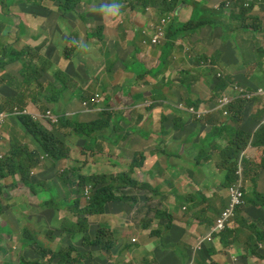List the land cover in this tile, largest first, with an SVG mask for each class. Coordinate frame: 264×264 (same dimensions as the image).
Returning a JSON list of instances; mask_svg holds the SVG:
<instances>
[{"label":"crops","instance_id":"crops-1","mask_svg":"<svg viewBox=\"0 0 264 264\" xmlns=\"http://www.w3.org/2000/svg\"><path fill=\"white\" fill-rule=\"evenodd\" d=\"M203 2L204 5L201 6V10H195V3ZM113 3L118 2L113 0ZM221 3H225V0H179L173 20L167 26V31L169 28L172 29L168 44L166 43L167 49L166 52L164 50L163 54V51H160L158 47L159 53L156 62L164 64V72L168 77H175L178 74L188 72L190 77L186 84L175 83L179 92L177 103L168 102L170 87L166 82H163L160 86L156 83H147V85L138 83V81H149V79L154 81L163 75L162 70L157 68L158 66L152 69L147 68L156 55L157 47L149 44L144 38L147 34L150 38L153 35L154 29H149L148 26L154 28L158 24L155 16L156 9L143 10L142 7L140 9V6H138L135 12L132 14L127 13L123 17L124 21L122 23L124 25L118 27L114 46L118 44L122 50H127L129 43L137 41L138 46L133 48L131 54L132 59L137 61V66H139L136 70L133 69L135 65L129 68L124 63L121 64L123 69H119L117 65L120 62V56L111 54L112 57H105L110 56L106 46L110 42L111 34L110 28L105 24H100L99 27L93 26V30H82V28H74V26L69 29L68 23L63 20L67 18L63 17L60 12L62 19H58L56 22L48 18H51L50 12L55 13L57 11L51 10L47 6H33L31 9L34 14L31 24L36 26L38 31L31 36L32 39H29L28 46L32 45L31 50L38 56L53 61L54 50L57 51L54 44L61 46L64 40L67 41L62 45L63 48L69 49L73 43L77 48L75 55L79 50H82L87 56L85 62L80 63L78 61L76 63L74 61L75 55L71 60H65L63 56L59 55V71L57 72L68 74L72 81H68V83H73V85L78 83V86L73 89L69 87L61 92L57 91L54 93V101L50 103L63 108L74 107L77 95L82 92L85 93L86 87L92 83L96 84L98 90L105 89L109 84L108 91H104L106 96H111L109 91L117 84H119L120 91H126L129 89L130 84L135 83V88L146 90L145 95L147 98H152V93L158 95L161 92L164 93L163 97L166 98V101H148L149 107L146 109L139 107L130 95L122 93L123 98L115 99L113 102L119 104L124 102V106L127 108L134 105V112L124 115L120 111L122 107L115 104L117 110L113 113L109 126L102 129L105 131L100 132L99 136L95 133V144L91 141L86 143L84 142L85 138L81 137L78 140L79 132L74 133L75 136L70 138L73 143L71 149L82 150L81 146H84L83 144L94 149H98V143H101L102 147L105 145L110 155L107 162L112 164L121 162L122 169L119 170L124 169L129 158L132 159L137 154H144L145 156L144 164L137 167L132 176L149 184L146 192L139 195L144 210V214H141L143 216L148 214L149 218L153 219L155 229H158L157 231L161 233L155 231V235L150 237L141 235L136 238L139 241V245L136 243L138 254L132 260H129L130 258L125 259L131 261V264H150L153 261H156L157 264H182L195 254L197 255L195 264H264V245H261L258 249L259 254L254 255L238 241L225 244L223 242L224 235L228 237V240L235 237L233 232L228 229L221 235L214 234L210 238H205L216 218L229 203L228 186H226L227 167L222 165L220 156V151L225 148L227 141L220 134L226 133V126L232 129H245L251 134H256L264 126V115L261 116V120L254 118V115L264 108V102L261 104L254 101L248 102L245 113L242 114L243 118L238 115L233 118L232 116L228 117L229 113L226 111L221 115L218 112L219 110L208 111L202 116H190L183 104L187 100H192L193 102H200L198 109L210 110L214 108V102H208V97L212 92L211 88L216 83L211 85L209 83L210 76L204 75L203 72H194V68L191 70L185 68V64L191 59L193 60V67L200 68L203 66L196 65L192 54V48H195L197 54L202 55L198 53V50L203 48L202 42L196 38L194 32L207 27L213 33L212 40L214 41L216 38L221 37L219 33L216 34L220 27L222 28L220 20L224 19L229 24L237 22L233 14H240L241 7L235 6L221 11L218 9V5ZM118 4L116 14L120 16L121 6L120 3ZM96 6L99 7L98 4ZM81 16L77 20H71L80 22L81 19L86 22L87 17L82 18ZM102 16H104V19L106 18L105 13ZM191 19L197 22L201 21L203 25L200 28L182 32L180 26ZM112 20L114 21L116 18ZM108 22L112 23L109 19ZM211 24L218 30L212 31ZM125 25L136 26V29L133 28L128 31ZM47 28H53L52 35L54 36L50 37L49 41L45 37L50 31ZM69 30L73 32L71 33ZM57 36L60 38V43L56 41ZM176 36L191 44L189 58L182 57L177 61L180 66L184 65L183 70L179 73L174 72V66L172 65V62L183 50L182 48L175 49L173 38ZM45 49H49L46 56L42 53ZM136 49L141 50L137 52ZM141 55L145 56L143 60L140 59ZM78 57L80 55L76 56V58ZM94 60H98V62ZM121 77H123L122 83L119 81ZM83 85H85L84 91L81 89ZM194 85L199 87L196 94L192 92ZM57 88L62 89V85L57 84ZM89 105H91L90 99L86 102L80 100L76 108H71L68 111L72 116L71 119L81 123L97 120L100 115L96 118L88 117L93 115L87 112V110H91V108H88ZM28 108L36 111L38 105L31 102ZM55 112L62 117L65 110L59 109ZM82 119L89 120L83 121ZM38 123L43 130L52 131V128L49 129L45 125L50 124L48 121L40 120ZM111 123L114 124L117 132H109ZM213 127L216 128L217 134L212 138ZM11 136L7 138L11 140ZM93 136L94 133L90 134L88 138L92 139ZM262 139L260 145H249L243 151L245 153L243 157L245 158L244 183L249 191L247 195L255 190L264 194V138ZM213 140H215V146ZM93 148H89V150L94 152ZM94 153L98 155L99 151ZM113 154L122 157V160L112 157ZM130 155L133 156L128 157ZM100 164L101 162H97L94 157L85 164V167H87L88 173L92 174V172H96ZM138 168L142 169L140 176L138 175L139 172L136 174ZM13 182L21 183L22 189L28 188L20 181L18 176L0 180V264H18L22 257L26 260L41 258L33 248L32 243H39L45 248L53 247L52 237L47 238L45 230L49 229L48 233L50 232L52 222H55L52 219L56 215L61 218V212L66 210L65 208L69 203L64 201L66 204L63 206L64 202H60L53 196V194H57L54 187L44 188L43 183L35 181L42 188L37 194L30 191V195L36 198H14L12 196L15 191ZM7 184L9 186H6ZM28 189L30 190V188ZM245 199V208L236 215L232 226L238 227L237 221L243 217L246 219L245 221L264 234V207L249 204V198ZM51 201L56 202L58 210L49 207ZM107 209L106 213L99 214L101 220L99 225L106 228L111 227L110 225L117 219L118 215L133 211L128 206L118 209L116 204H108ZM161 212H163V215ZM169 218L172 221H169ZM91 228L94 229L97 226H91ZM151 229L143 230L149 231ZM121 230L122 227L119 225L116 230L119 236L116 237L113 248L111 251H107L110 253L104 259H101V256L97 254L99 253L97 248L84 247L81 237L70 238L64 235L60 238L57 247L64 246L67 241H70L78 244V250L80 251L93 250L96 252L94 257L87 260L85 264H117L120 261L124 262V259H120V257L124 258L126 239L124 233L120 234ZM28 232H32L35 239H30L26 234ZM229 232L231 235H229ZM240 232L245 238H248L249 235H255L251 229L248 232H245V230L243 232L240 229ZM142 241L144 242L142 243ZM183 254L188 258L185 259ZM55 264H61L59 259L55 260Z\"/></svg>","mask_w":264,"mask_h":264},{"label":"trees","instance_id":"trees-1","mask_svg":"<svg viewBox=\"0 0 264 264\" xmlns=\"http://www.w3.org/2000/svg\"><path fill=\"white\" fill-rule=\"evenodd\" d=\"M59 2V9L65 10L67 12H74L79 6L83 3V0H54ZM120 3V11L128 12L129 14L136 11L138 6L142 7L143 10H147L148 8L156 9L155 16L156 20H158V26H161V21L165 20L168 23L173 20V15L175 10H177V6L179 0H115ZM203 3H195V10H201V6ZM254 2L251 3L252 7ZM250 9L244 6V3L241 5L240 14L234 13V17L236 19V23H238V28L236 30H232L231 33L234 37H236V32L239 30L249 32H256L254 34L249 33L250 36L253 35V43L255 46L252 52L249 49L244 50L240 43L235 40L236 47L238 46V51L240 53V65H249L251 63H256V72L250 75V80L255 83L262 81L264 79V28L261 23L256 24V31L250 27L249 18L253 20L252 17L255 16H247L250 13ZM84 17L83 15L81 16ZM258 19V17H255ZM64 20V19H63ZM233 24V23H232ZM203 23L197 22L194 19H191L189 22L184 23L180 26V30L182 32L191 31L197 28H200ZM259 25V26H258ZM19 34L24 33L25 28L20 24L18 26ZM167 32V44L168 38L172 32V29L169 28ZM259 39V40H258ZM150 43V40L147 41ZM17 44V43H16ZM137 43H135V47H137ZM253 46V48H254ZM262 49V52L260 50ZM141 49H136L139 52ZM166 52V51H165ZM68 53V52H67ZM164 54V51H163ZM192 54L194 56V61L197 66H202L205 64H211L210 73L217 77L218 83L215 84L211 90L213 93L222 98L225 96L226 91L231 84H237L230 76L222 74L220 71V66H217L218 60L221 58L222 53H214V57H203V55H198L195 48H192ZM232 56H234L233 51L231 52ZM21 63L20 75L22 79H19L17 76L12 75L9 72L4 73L0 77V86L3 88L1 92H3L5 99L3 102V106H0V112L3 110L12 111L14 108H17L19 111H22L26 108L30 101L38 106H43L42 98L45 97L46 102L54 101V93L57 91L61 92L66 90L67 88H75L78 86V83H68L71 81V77L68 74L61 72H54L52 79H47L48 82L41 83L38 82V76L41 74L42 70L48 71V68H51V61L41 58L38 56L29 46H24L23 48H18L13 46L12 44L0 43V68L6 67L7 65H11L14 63ZM183 78L181 80L182 84H186L189 78V72L186 74H182ZM56 82L62 85V89H58ZM72 82V81H71ZM209 83L213 85L209 79ZM33 86H35L33 88ZM256 86V84H255ZM254 88L250 86L248 89L252 88L256 89L258 86ZM91 87L95 90L96 84L92 83ZM12 89L15 92L9 93L8 90ZM105 89L102 88L100 93L104 95ZM105 96V104L107 106V111H103L101 115L95 121L92 122H77L74 120H68L65 117H61L59 124L53 126V131H45L40 127V124L33 120L31 115L25 113H19L17 115L18 121L21 126L24 128L26 133L31 135V137L37 142H33L30 139L31 143L34 144L35 148L31 147L29 143L23 142L20 139L16 132L11 136V140L9 142V148L3 155L0 157V179H8L15 178L19 176L20 181L24 183V185L30 188V191L34 194H37L42 190L39 184H36L31 179L32 169L37 167L38 162L42 155H47V157H53L57 161H61L63 159H70V151L72 146L71 136H75L74 133L79 132V135H87L94 133L92 138V142L95 138V133L98 130L104 129L109 126V121L111 120L113 111H111L110 97ZM152 99L160 96L159 94L152 93ZM218 97V98H219ZM221 98V99H222ZM89 99V97H84V100ZM239 99L238 101H241ZM247 101V100H246ZM213 102V100L209 101ZM200 102H193L192 100H187L184 104L186 108L189 109H198ZM244 105H238L237 103L230 102L229 105L224 104L220 112L222 115L225 110L230 113L236 114H244L245 108ZM232 116L233 117H235ZM264 115V108H262L258 113L254 115V118L257 120H261V116ZM225 134L223 135L224 139L227 141V145L223 150L220 151L222 165H226V186L232 185L237 180L236 170L237 164L241 157L242 151L248 147L249 145H260L262 142V138H264V126L260 128V130L256 134H251L247 132L245 129H232L226 126ZM26 133L25 136H26ZM216 128L213 127V134H211L212 138L216 135ZM85 142V141H84ZM81 146L82 151H88L89 147L86 144ZM215 146V144H213ZM45 153V154H44ZM145 156L144 154L135 155L129 164L127 170H121L118 172H94L92 174H87L82 171V167L78 165L71 166L70 169L74 172V175L70 178L69 172L65 171L61 173L60 180L62 181L65 190L68 192V195L71 193L72 180L74 176L78 177L77 188L79 194L85 187L90 184V196L88 203L84 206H80V198H76L75 205L72 208L74 211V215L78 218L76 220L73 219L74 215L67 216L65 215L61 224H60V234L67 235L70 238H82V245L84 247H95L97 248V252L100 251H111L116 241V231L115 233L109 228H94L92 229L87 224V216L91 217L94 215L104 214L108 211V204H116L118 209H121L123 206H128L130 210L134 208L138 209L140 213L144 214L143 207L141 206L142 201L139 200V195L143 192H146V188H148L149 184L139 181L134 178L132 174L134 173L137 167H141L144 164ZM84 167V166H83ZM1 191V184H0ZM3 194V192H1ZM53 196H57V194H53ZM194 197V196H193ZM246 198H249V204H253L259 207H264V194L258 191H254L249 195H246ZM139 204V206H137ZM241 212V210H240ZM163 215V212H161ZM148 215V214H147ZM240 217V216H239ZM229 222L226 229L233 232L234 238H229L226 235L223 236V242L225 244L231 243L233 241H238L243 244L246 250L251 251L254 255H258V249L261 245H264V234L258 231L255 226L249 224L246 219L242 217L238 223V227H233L232 223ZM169 221H172L169 218ZM235 221V220H234ZM246 224V225H245ZM255 224V223H254ZM167 226V225H166ZM239 228V231H238ZM240 229L248 232L249 229L252 230L253 235H249L248 238H245L243 234L240 232ZM92 232V234H91ZM161 233L160 231H157ZM225 232V231H224ZM223 233V232H222ZM221 233V234H222ZM30 239H35L32 232L26 233ZM162 236V234H160ZM33 247L37 250L38 248L42 249V253H39L42 259H34L27 260L28 264H55V260L59 259L61 264H85L87 260H90L94 257L95 251L93 250H78V247L70 244L68 246H59L55 250L48 249L42 247L38 243H32ZM47 250L48 252L44 253ZM21 260L25 261L24 258ZM118 264V263H117ZM150 264H157L156 261Z\"/></svg>","mask_w":264,"mask_h":264},{"label":"rangeland","instance_id":"rangeland-1","mask_svg":"<svg viewBox=\"0 0 264 264\" xmlns=\"http://www.w3.org/2000/svg\"><path fill=\"white\" fill-rule=\"evenodd\" d=\"M244 3V6L246 8L250 9V13H248V16H255L258 17V19H256L255 17H252L253 20H251V17L249 18V24L250 27H252L255 31V27L256 25H254V23L259 24L261 23L262 27L264 28V0H242ZM59 2L60 1H54V0H0V43H7V44H12L15 47L23 48L24 46H28V41L29 39H32L31 36L35 35L38 31V28L36 26H33L31 24V22L33 21V12H32V7L33 6H47L49 9L51 8V10L57 11L55 13L50 12V17L48 18L49 20H55L57 22L58 19H62L61 14L63 15V17H66L67 19H64L65 23H68L69 25V29H71L73 26L78 27V28H82V30H93L95 26H100V24H105L106 26H108L110 28L111 34H110V42L108 44V46H106V50L108 52V55L110 56H105L106 58L108 57H112L111 54L113 56H120V62L117 65V67L119 69H123L121 64L124 63L126 64V66H128L129 68L133 65H135L133 67L134 70H136L139 66H137V61H135L134 59H132V51L133 48H135V43H137V41L133 42V43H129L128 44V49L127 50H122L118 44H116L114 46V43L116 41V34L118 33V27L120 25H124V23H122L124 21L123 17L127 15L128 12H121L120 11V16H118L116 13L118 12V3H113V0H83V3L79 6V8H77L73 13L72 12H67L65 10L59 9ZM254 2V5L252 7L251 3ZM99 5V7L97 8L96 4ZM83 5V6H82ZM111 5L113 7V12L109 13V12H105L103 9L106 8V6ZM141 9V7H140ZM218 9H220L221 11L224 10V4H219L218 5ZM61 14H60V13ZM146 12V11H144ZM105 13L106 18L104 19V16H102V14ZM132 14V13H131ZM83 15L85 18L87 17V21L84 22L80 19V22H73V20L71 19H75L77 20L79 18V16ZM23 17V18H21ZM116 18V20H112ZM108 19L112 21V23L108 22ZM233 19V18H231ZM220 24H222V28L220 27L219 31H217L218 29H216V27H214L213 24H211V30L212 31H217L216 34H220V38H216L214 41L213 39V33L210 31L209 28L205 27L203 29H199L196 32H194V34L196 35V38L199 39L202 42L203 48L198 50V53L202 54L203 57H214V53H222L221 58L218 60L217 62V66H220V71L222 74L228 75L230 76L237 84H231V87L228 88V90L226 91V95L231 97L232 99V103H237L238 105H244L247 106L248 102H256V103H263L264 102V95H259L253 99L248 97V92L252 91V88L249 90L248 88L250 86H252L254 88V84H256V86L259 87H264V79L262 81H259L258 83L253 84V82L250 80V75L253 74L254 72H256V63H251L249 65H241V67H239L240 65V53L238 51V46L236 47L235 45V40L237 42L240 43V46L244 49L247 50L249 49L250 52L253 51V49H255V46L252 45L253 43V35L250 36L249 33L254 34L256 32L253 31H249V32H245L242 30H239L236 32V37H234L231 33L232 30H236L238 28V23H233V24H229L227 23L224 19L220 20ZM22 25L23 28H25L24 33L19 34V29L18 26ZM143 24V23H141ZM209 24V23H208ZM207 25V24H206ZM94 26V27H93ZM126 29L128 31H131L133 28L136 29L135 27H131L129 25H125ZM259 26V25H258ZM149 29H155L148 26ZM209 27V26H208ZM160 28L163 30V34L160 36V39L158 41L157 44L153 45L156 48V55L154 57L153 60L150 61L149 66H147L148 69H152V68H160L163 72V75L161 77H159L157 80H151L149 79V81H138L139 84H144L147 85L150 83H156L159 86L163 83L166 82L168 84V86L170 87V91L168 92V102H176L179 100V92L176 89L175 83H179L181 82L183 75L182 74H178L175 77H168L166 75V73L164 72V64H158V62H156V58L158 56L159 50L160 51H166L167 46V32L164 30L166 29V24L162 22ZM48 30H50L47 34H46V40H50L52 38V31L53 28H47ZM99 29V28H98ZM74 30V29H73ZM71 33L73 31L69 30ZM155 31H159L158 29L154 30ZM97 34V31L95 32ZM189 35V34H188ZM62 36V35H61ZM154 36V35H153ZM51 37V38H50ZM146 41L150 40L149 34H147L145 36ZM64 40V39H63ZM259 40V39H258ZM56 41L58 43H60V38L59 36L56 37ZM67 40H64V42H66ZM53 42V41H50ZM63 42V44H64ZM17 43V44H16ZM62 44V45H63ZM173 44L175 45V49H179L182 48L183 50L181 51L180 55L172 62V65L174 66V72L179 73V71H182L184 68V65L180 66L177 61L179 59H181L182 57H187L189 58L190 54H191V44L189 42H185L183 41V39L179 36H176L173 38ZM57 51L54 50V56H53V61H51V68H48V71L42 70L43 73L39 74L38 76V82L41 83H45L48 82L47 79H52L53 78V73L59 71V67H58V61H59V55L65 58V60H71V58L74 57L75 53L77 52V48L76 46L72 43L69 47V49L63 48L62 45L58 46L56 44H54ZM37 46V45H36ZM48 46V45H46ZM254 46V48H253ZM159 47V50H158ZM32 48V45L29 46V49ZM49 49H45L42 53L46 56L47 55V51ZM233 50L234 56H232L231 52ZM68 52V53H67ZM260 52H262V49L260 50ZM264 54V53H263ZM78 58H76V56H79ZM176 55V54H174ZM143 57L145 56H140V59L143 60ZM240 57V58H239ZM87 59V56L84 52H82V50H79L78 53L75 55L74 61L76 63H78V61H80V63L85 62ZM95 62H98V60H94ZM100 61V60H99ZM154 63V64H152ZM162 63V62H161ZM152 64V65H151ZM186 67L185 68H189L190 70L192 68H194V72L197 73H201L203 72L204 75L210 76V80L212 83H218L217 81V77L213 74L210 73L212 67L211 64H205L200 68H195L193 67V60L189 59L188 62L185 64ZM85 68V66H83ZM82 68V67H81ZM20 69H21V63H14L11 65H7L6 67L0 68V77L6 73L9 72L12 75H17L18 77H20L22 79V76L20 75ZM154 71V70H153ZM185 72V71H183ZM190 78V77H189ZM120 83L123 82V77L120 78ZM58 83V82H57ZM60 84V83H58ZM109 85V84H108ZM108 85L105 88V91H108ZM255 86V87H256ZM84 87L85 85H83V87L81 88L84 91ZM6 88V87H3ZM3 88H1L0 86V106H3V92H1V90H3ZM160 88V87H159ZM8 90L9 93H14L15 91L12 89H5ZM145 91L146 90H141L140 88H135V83H132L129 85V89H127L126 91H120L119 90V84H117L114 88L110 89L109 94H111V101L110 104L112 107L117 109V105L121 106L122 109L120 110L122 114L126 115V114H130L132 112H134V105L131 106V108H127L124 105V102L122 103H115L113 102V100L115 99H122V93H126L128 94V96L130 95L132 100L135 101V103H137V105H139V107L141 108H146L148 109L149 107V103L148 101L150 100H160V101H166V98L163 97L164 93L161 92L158 97H155L154 99L152 98H147L145 95ZM199 91V87L198 85H194L192 87V92L193 93H197ZM94 92V88L89 87L85 93H79L77 95L76 100L74 101V107H70V108H63V107H59V106H55V104L52 103H47L44 99H42V104L43 106H39L38 108L40 110H45V109H52L53 111L55 110H66L70 111L71 108H76L77 104L80 102V100H82L84 97H86L89 93ZM105 96L103 94H101L99 96V103L96 106V108L93 111H90V113H92V116H88V117H97L100 115V112L102 109L105 108ZM219 96L215 95L213 93V91L209 94L208 97V102L213 100V102L216 103V100ZM239 99H242L241 101H238ZM255 99V100H254ZM247 100V101H246ZM97 104V102L94 100V103H92L91 105H89L88 107H94ZM80 106L82 107V105L80 104ZM221 108L223 107V105L220 106ZM246 108V107H245ZM205 109H200V112L204 111ZM116 112V111H115ZM8 116L5 119V122L0 126V132H1V139H0V157L1 154H3L4 152H6L9 148V139L7 138L10 135H13L14 132L18 133L19 136L22 137L23 133L26 131L24 130V128L21 126V124L18 121V118L16 116L15 113H9V112H5ZM67 114V113H66ZM188 115L193 116L194 112L189 109V111L187 112ZM234 113H230L229 112V116H234ZM239 117L243 118V115H240L239 113L236 114ZM83 121L85 120H89V119H82ZM47 126V128L51 129L54 125H50V124H45ZM57 125V124H55ZM105 130H100L97 133V135H100V132H103ZM109 132H117L115 126L113 123L110 124V128H109ZM85 138V142L87 143L88 141H91L92 139L88 138L87 135H78L77 138L78 140H80L81 138ZM29 138H31V140L33 142H35V144H37V142L31 137V135H29L28 133H26L25 138L22 140L23 142L26 141L28 143H30ZM77 140V141H78ZM100 140V139H99ZM98 140V141H99ZM75 141V140H73ZM92 142V141H91ZM93 144L96 143V140H94L92 142ZM213 144H215V140H213ZM89 145V144H88ZM216 145V144H215ZM98 149H94L96 151H99V154L97 155L96 153H94L92 150H88V151H82V150H77V149H71L70 151V160L69 159H63L61 161H57L56 159H54L53 157H47L42 155L37 167L32 169L31 172V179H33V181L35 182H39V183H43L44 188L47 187H54L55 190L57 191V196L54 198H57L60 202H64L67 201L69 202L67 207L65 208L66 210H64L63 212H61L60 216L61 218L56 215L55 218H53L52 220H55V222H52V229L50 230V232L48 233L49 229L45 230L46 233V237L50 238L52 237V244L53 247H50L52 250H55L58 246V244L60 243V238H62L64 235L60 234V224L64 218V215L70 216V215H74V211H73V207L75 205V200L76 198H80V206H84L88 203L89 200V196H90V187H92L90 184H88L85 189H83V192L81 190V192L79 194H77L78 192V188H77V183H78V177L74 176V179L72 180V184H70L71 186V193L70 195H68V192L65 190V187L62 183V181L60 180V175L61 173L67 171L69 172V177L71 178L74 175V172L71 171L70 167L79 164V167H82V171L89 174L87 167H85V164L89 161H91L94 157L96 159V161H100L101 164L99 165V168L96 170V172H118L121 171L119 169H122V163L121 162H116L115 164L112 163H108L107 160L110 158L109 155V150L106 149L105 145L102 147L101 143H98ZM219 148H221L220 145H218ZM45 154V153H44ZM133 155H130L128 157H132ZM112 157H117V159H119L120 161L122 160V157L117 156L115 154L112 155ZM86 159V160H85ZM131 158L128 159L127 164L124 166L123 170H126L128 167V164L130 163ZM84 166V167H83ZM138 169H140L138 171ZM136 174L139 172V176L140 173L142 172L141 168H138ZM94 173V172H92ZM19 177V176H18ZM137 177V176H136ZM2 180V179H0ZM5 180V179H4ZM12 184H14L15 186V191L12 193V196L14 198H36L34 196L30 195V190L28 188H23L21 186V183L18 182H13ZM6 186H9L8 184ZM244 192H245V198L248 191V187H246L244 185ZM10 196V193H9ZM70 198V199H69ZM72 198V199H71ZM74 198V199H73ZM246 201V199H245ZM66 203H63V206ZM49 207L54 208L56 210H58L57 204L56 202H49ZM62 205V203H61ZM62 206V208H63ZM139 206V204L137 205ZM244 206V205H243ZM242 206V207H243ZM241 207V208H242ZM238 212H240V209L238 210ZM237 212V213H238ZM60 218V219H59ZM78 217L74 215L73 219L76 220ZM57 220V221H56ZM101 222V220L99 219V215H94L91 217L87 216V224L89 225V227L93 226H99V228H106L104 226L99 225V223ZM122 227V230L120 231V234L124 233V238L126 239V243H125V252H124V258L120 257V259H124V262L120 261L118 264H131V261H126V258H130L129 260H132L133 258H135V256L138 254V247L136 246V243L139 245V241L137 240L136 242L132 241V238H138L141 235L144 236H152L155 235V231H157L158 229H155L156 227L154 226V222L153 219L149 218V216L146 214L145 216H143L138 209L134 208L132 212L128 213V214H120L117 216V219H115L112 224L110 225L111 227H109L110 230H112L114 233L117 230L118 226ZM153 228V229H151ZM143 229H151L149 231H144ZM55 234V236H54ZM229 235H231V233L229 232ZM116 236H119L118 233L116 232ZM58 237V238H57ZM121 238V237H120ZM144 241H142L143 243ZM74 245L76 247H78V244L67 241L64 246H68V245ZM62 246V245H61ZM129 246V247H128ZM49 248V247H48ZM38 252L42 253V249L38 248ZM48 252L47 250L44 251V253ZM110 252L107 251H102L100 249L99 253H97L99 256H101V259H104L107 257V255ZM128 253V254H127ZM125 254H127V256H125ZM185 259L188 258V256H186L185 254H183ZM186 262V261H185ZM184 262V263H185ZM18 264H28L27 261H19ZM216 264V263H215Z\"/></svg>","mask_w":264,"mask_h":264},{"label":"clouds","instance_id":"clouds-1","mask_svg":"<svg viewBox=\"0 0 264 264\" xmlns=\"http://www.w3.org/2000/svg\"><path fill=\"white\" fill-rule=\"evenodd\" d=\"M242 3H243V1L242 0H239V1H234V0H225V3H222V4H224V9H227V8H231V7H235V6H240L241 7V5H242ZM105 12H109V13H111V12H113V7L111 6V5H108V6H106V8H104L103 9ZM170 21H171V19H170ZM170 21L168 22V23H165L166 24V29H164L165 31H167V26H168V24L170 23ZM162 22H163V20L161 21V24H162ZM156 29H160V26H156L155 27V29L154 30H156ZM157 33V31H153V35L155 36V34ZM152 35V37L150 38V43L149 44H153V36ZM153 45H155V44H153ZM55 83H56V85L58 84L57 82H56V80H55ZM35 86H33V88H34ZM89 87H91V84H89L87 87H86V89H88ZM259 87V86H258ZM101 95V93H100V89L99 90H95L94 92H91V93H89L88 95H87V97H89V99H90V102H91V104L92 103H94V100L97 102V104L94 106V107H88V108H91V110H87V112H90V111H93L95 108H96V106L98 105V103H99V96ZM226 95V94H225ZM3 96H4V94H3ZM257 96H259V95H257ZM257 96H255V97H257ZM108 97H110V96H108ZM254 97V98H255ZM42 99H44L45 100V97H41ZM105 98V97H104ZM221 98H222V96L221 97H219V98H217V100H216V103L214 102V105H213V109H210V110H204V111H202V112H200V109H191L193 112H194V114L193 115H195V116H202V115H204L206 112H208V111H212V110H221V107H220V105H221V103H220V100H221ZM4 99H5V96H4V98H3V102H4ZM89 99H87V100H89ZM251 99H253V98H251ZM87 100H84V98L82 99V101L83 102H86ZM105 100V99H104ZM46 101V100H45ZM32 101H30L29 102V104L31 103ZM230 102H232V99H231V101ZM229 102V103H230ZM47 103H50V102H47ZM29 104L26 106V108L24 109V110H22V111H19L17 108H14L12 111H7V110H3V111H1L0 112V114L1 113H4V114H6L5 112L7 111V112H9V113H15L16 114V116L17 115H19V113H25V114H29V115H31V117L33 118V120L34 121H36V122H39L40 120H46V121H48L49 123H50V125H55V124H59V122H60V119H61V116L60 115H58L55 111H53L52 109H45V110H40L39 108L36 110V111H33V110H31V109H29L28 108V106H29ZM181 104V103H180ZM180 104H178V105H180ZM183 104H185V103H183ZM227 105H229V104H227ZM39 107V106H38ZM82 107H83V105H82ZM111 109V111H113V113L115 112V110H117L116 108H114V107H111L110 108ZM48 110H50V111H52L55 115H57L58 116V121L57 122H53L50 118H48V117H45L44 115H45V113L48 111ZM187 110L189 111V108H187ZM27 111V112H26ZM103 111H107V106H106V104H105V108L104 109H102L101 110V112H100V115H101V113L103 112ZM226 112H228L229 113V111H227V110H225ZM33 113H40L42 116L40 117V118H38V119H35L34 117H33ZM8 115L6 114V116H5V118H4V121L0 124V126L5 122V119H6V117H7ZM62 116L63 117H65L66 119H68V120H72L71 118H72V116L70 115V113H68V111H67V114H66V112H63V114H62ZM112 116H113V114H112ZM100 118V117H99ZM111 119H112V117H111ZM104 129H106V128H104ZM102 130V129H101ZM52 131H53V127H52ZM99 131V130H98ZM25 133V132H24ZM23 133V135H22V137L21 136H19L18 135V133H16V135L20 138V139H24L25 138V134ZM15 134V132L13 133V135ZM0 139H1V132H0ZM30 140V139H29ZM9 142H10V140H9ZM24 142H26V141H24ZM28 143V142H27ZM30 146L31 147H33L34 146V144L33 143H31V141H30ZM10 146V145H9ZM33 148H35V146L33 147ZM245 150V149H244ZM243 150V151H244ZM243 151H242V153H241V157H240V159H239V161H238V164H237V170H236V175H237V179H238V177H239V175H238V173H237V171H238V169H239V166H241L242 167V190H243V192H244V185H245V183H244V161H245V158H243L244 157V155H245V153H243ZM3 154H1V156H2ZM44 156H47V155H44ZM134 157V156H133ZM130 164V163H129ZM236 179V180H237ZM235 183V182H234ZM231 186V185H230ZM229 186V187H230ZM229 187H228V192H229ZM244 199H245V192H244ZM229 202H230V197H229ZM245 204H246V201H245ZM245 204H244V206L242 207V208H239L240 210H243L244 208H245ZM228 205H229V203H228ZM226 209V208H225ZM238 209V210H239ZM238 210H237V212H238ZM236 212V214H235V216L233 217V219L236 217V215L239 213H237ZM222 213V212H221ZM220 216V215H219ZM218 218V217H217ZM216 218V219H217ZM216 221V220H215ZM215 223V222H214ZM213 223V224H214ZM212 224V225H213ZM211 228V227H210ZM227 230V229H226ZM226 230H224V231H226ZM210 231V230H209ZM223 231V232H224ZM222 233V232H221ZM221 233H219V234H217V235H221ZM205 238H208L207 236L205 237ZM136 238H133L132 239V241H134V242H136ZM39 244V243H38ZM40 245V244H39ZM43 247V246H42ZM34 248V247H33ZM35 249V248H34ZM48 249H51V248H48ZM36 250V249H35ZM37 251V250H36ZM38 253V252H37ZM39 254V253H38ZM40 255V254H39ZM41 256V255H40ZM196 257H197V255L195 254L192 258H190V259H188L185 263H182V264H195V261H196ZM22 258H24V257H22ZM21 258V259H22ZM38 259H42V257L41 258H38ZM24 260L25 261H27V260H34V259H25L24 258Z\"/></svg>","mask_w":264,"mask_h":264},{"label":"built area","instance_id":"built-area-1","mask_svg":"<svg viewBox=\"0 0 264 264\" xmlns=\"http://www.w3.org/2000/svg\"><path fill=\"white\" fill-rule=\"evenodd\" d=\"M234 1H239V0H234ZM163 23H166L165 20H163ZM162 32L163 30L160 28L159 31L153 37V44L158 43L160 36L163 34ZM257 95H264V87H257L256 89H253L252 91L248 92L249 98H254ZM230 101H231V97L225 95L220 100V103L221 105H224V104H229ZM5 116L6 114L4 113L0 114V124L4 121ZM41 116L42 115L40 113H33V117L35 119H38ZM44 116L50 118L53 122L58 121V116L55 115L50 110H48ZM237 173L239 175L237 181L229 187V197H230L229 205L226 207V209L222 211L220 216H218V218L216 219L215 223L211 226L210 231L207 234L208 238L212 237L214 234H219L223 232L224 230H226L229 222L232 221L237 210L245 204L244 192L242 190V167L241 166H239Z\"/></svg>","mask_w":264,"mask_h":264}]
</instances>
